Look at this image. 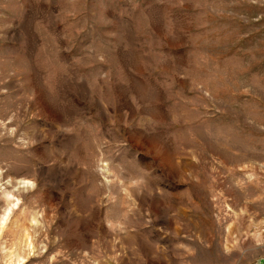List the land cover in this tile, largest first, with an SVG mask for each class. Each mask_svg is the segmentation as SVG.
<instances>
[{"label": "rangeland", "instance_id": "374dc122", "mask_svg": "<svg viewBox=\"0 0 264 264\" xmlns=\"http://www.w3.org/2000/svg\"><path fill=\"white\" fill-rule=\"evenodd\" d=\"M0 264H264V0H0Z\"/></svg>", "mask_w": 264, "mask_h": 264}]
</instances>
